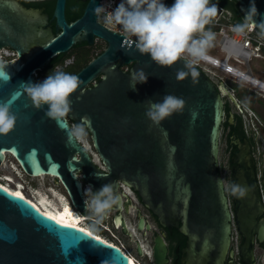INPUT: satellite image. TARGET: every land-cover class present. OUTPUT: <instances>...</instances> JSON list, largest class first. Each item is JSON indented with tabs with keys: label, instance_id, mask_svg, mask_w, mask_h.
Returning a JSON list of instances; mask_svg holds the SVG:
<instances>
[{
	"label": "water",
	"instance_id": "water-1",
	"mask_svg": "<svg viewBox=\"0 0 264 264\" xmlns=\"http://www.w3.org/2000/svg\"><path fill=\"white\" fill-rule=\"evenodd\" d=\"M65 1L57 0L53 33L45 30L50 24L36 11L15 0H0V50L16 53L15 58L0 62L4 66L0 102L11 101L18 116L14 130L0 135V165L9 155L29 177L59 180L71 206L80 213L86 212L83 182L94 190L113 184L120 200L111 210L122 207L118 191L123 185L137 193L162 224L169 214L171 220L182 219L181 231L189 237L193 254L206 259L214 252V264H224L228 252L231 258L238 252L243 264H256L255 244L264 246V172H257L249 143L238 140L233 142L237 152L230 157V182L225 183L219 162L224 103L218 86L195 65L196 83L190 74L178 81L176 72L183 68V59L162 67L139 53L135 41L99 22L94 9L101 0H89L82 17L71 23L65 17ZM233 1L243 17L255 4L258 14L247 22L264 33L260 27L264 0ZM96 38L106 47L75 74L83 83L70 98L71 111L60 120L47 117V106L36 109L25 87L37 83L38 73L52 59L77 44L93 45ZM139 70L148 80L133 90L136 81L131 77ZM166 94L182 97L185 108L156 125L145 115L146 101H161ZM71 124L85 126L88 146L74 135ZM51 164L57 167L49 169ZM232 183L249 188L243 199L229 191L235 230L243 238L237 251L227 195ZM0 186L15 192L8 180L0 178ZM28 201L0 191V264H127L107 246L112 244L61 229ZM120 224L129 234L125 221ZM143 228L141 219L138 229ZM138 252L143 255L141 245Z\"/></svg>",
	"mask_w": 264,
	"mask_h": 264
},
{
	"label": "clouds",
	"instance_id": "clouds-1",
	"mask_svg": "<svg viewBox=\"0 0 264 264\" xmlns=\"http://www.w3.org/2000/svg\"><path fill=\"white\" fill-rule=\"evenodd\" d=\"M94 14L97 17L103 14V24L107 28L121 26L127 36L135 38L136 50L142 55L150 56L157 65L171 67L183 59V68L176 72L178 81H183L190 74L193 83H196L199 72L194 65L198 61L210 59L208 51L214 46L216 35L206 28L218 14V5L212 3V0H174L170 6L164 0H121L112 11H108L104 5L97 6ZM257 14L253 3L250 13L244 17L246 23L237 25L234 30L244 33L246 28L252 27L247 21H253ZM260 27L264 30V23ZM3 72L4 66L0 65V73ZM131 78L136 81L131 85L133 90L137 84L148 80L143 70L133 73ZM82 83L74 74L53 69L42 82L27 84L24 91L36 109H45L47 106L45 115L53 120H60L71 111L73 102L70 98ZM146 103V117L159 125L174 114H182L186 101L182 97L166 94L161 101L149 99ZM17 121L18 116L12 110L11 101L0 102V135L11 133ZM74 135L82 138L85 135L84 127L76 126ZM229 191L232 196L243 199L249 188L232 183ZM84 196L86 210L92 213V217L77 210L76 213L79 217L87 218V223H102L113 205L120 200L111 183L102 185L99 190L88 185Z\"/></svg>",
	"mask_w": 264,
	"mask_h": 264
},
{
	"label": "flooded vegetation",
	"instance_id": "flooded-vegetation-1",
	"mask_svg": "<svg viewBox=\"0 0 264 264\" xmlns=\"http://www.w3.org/2000/svg\"><path fill=\"white\" fill-rule=\"evenodd\" d=\"M28 10L36 11L42 18L48 21L49 27L45 28L46 31H52L55 33V20L54 12L57 4V0H15ZM86 1V3H85ZM89 0H66L65 1V17L69 22V17L80 11L82 14L76 18L82 17L85 7ZM99 20V18H98ZM71 23V22H69ZM103 45L106 47V43L103 41ZM95 43L96 39H95ZM94 43V44H95ZM87 46V43H81ZM104 47V48H105ZM73 59L68 60V64L73 63ZM262 63L264 59H260ZM251 73L257 75V77L264 78V63H260L254 70L251 67ZM218 86V90L221 94L224 103V120L222 124V130L224 127L227 129V134L230 137L231 146L228 147L230 157L237 152L235 141H247L251 148L253 157L256 162L257 172L261 175L264 172V94L258 93V89L244 83H236L230 81L226 77H221L218 82H215ZM254 84V83H253ZM259 86V84H257ZM263 86V85H262ZM264 89V86H263ZM241 133L243 136H241ZM241 136V137H240ZM84 139H89V134L85 130ZM89 151H93L89 148ZM231 171L233 165L230 163ZM98 164V163H97ZM231 175V173H230ZM230 180V179H229ZM230 181L225 183L229 184ZM53 186L60 188L65 192L61 182L55 178L52 181ZM86 185L83 182V186ZM122 196L121 209H114L109 212L104 221H109L112 228L119 231L121 238L126 241V246L119 247L121 250L131 259L134 263L138 264H214L216 261V254L211 252L206 259L202 258L198 252H193L190 249L189 237L182 231V219L171 220V215H168L166 224H162L159 218L154 212L148 209L141 201L139 195L133 192L131 189H123L121 186L118 191ZM227 195L229 199L230 210L233 215V233L234 226V213L233 202L227 189ZM86 215L91 214L86 210ZM84 214V213H83ZM119 216V224H117L116 218ZM91 217V216H89ZM144 220V228L138 229L140 220ZM122 221H125L129 228V234L125 233L122 225ZM89 223V221H88ZM160 239L161 243L157 240ZM234 241V240H233ZM108 242V241H107ZM243 238L238 234V247L242 244ZM138 245H141L143 255H139ZM233 243V248H234ZM258 251L263 254L262 264H264V246L255 244L256 264H258ZM158 255V258L156 257ZM243 264L242 259L238 252L234 257H230L228 252L224 264Z\"/></svg>",
	"mask_w": 264,
	"mask_h": 264
},
{
	"label": "built area",
	"instance_id": "built-area-1",
	"mask_svg": "<svg viewBox=\"0 0 264 264\" xmlns=\"http://www.w3.org/2000/svg\"><path fill=\"white\" fill-rule=\"evenodd\" d=\"M172 1L164 0V3L170 6ZM120 2L121 0H101L100 5H104L108 11H112ZM98 18L99 22L104 25L103 14ZM245 23L246 21H244ZM236 26L232 21L231 12L218 5L217 16L206 28V30L210 29L216 35L214 46L211 48L213 54L208 52L210 59L208 61H198L195 66L214 82H218L224 76L236 83H247L258 89V93L264 94V81L250 71L254 60L264 59V33L252 25L251 28H246L244 33L240 34L234 30ZM108 29L135 41L134 37H129L124 33L121 26H113ZM98 41L101 40L96 38V42ZM15 57L16 53L11 49L0 50V62ZM188 59H191V57H188ZM66 64H68V61L65 62ZM71 125L74 131L73 124ZM87 186L88 184L83 186V191ZM121 186L125 189L123 185ZM65 196L67 197L66 193Z\"/></svg>",
	"mask_w": 264,
	"mask_h": 264
},
{
	"label": "rangeland",
	"instance_id": "rangeland-1",
	"mask_svg": "<svg viewBox=\"0 0 264 264\" xmlns=\"http://www.w3.org/2000/svg\"><path fill=\"white\" fill-rule=\"evenodd\" d=\"M95 50H97V49H95ZM208 52L213 54V52H211V49H209ZM259 63L261 65L264 62L262 63L259 60H254L251 64L252 68L255 70L256 66ZM44 79L45 78L43 76H41L39 78V82H42ZM73 127L75 128L76 126L73 124ZM223 135L224 134H223V130H222V137H221V141H220L219 162H220L222 176L228 182L230 179V173H231V168L229 166L230 155H229V152L227 151V145H226V142L223 138ZM82 138L84 139V136ZM85 142H86V140H85ZM11 175H12V177L10 179ZM8 177L11 181V184L13 183L12 184L13 187L19 188V186L21 185L24 188V192L26 193V195L32 196L33 191H38V190H40V191L42 190L41 192H43V193H48V191H50L52 188L65 195L64 191H62L60 188H56L55 186H53V184H52L53 178L48 177V176L40 177V178L29 177L27 174H25L22 171V169L20 168L17 161L9 155L6 157L5 162L2 165H0V178L5 180L6 178L8 179ZM21 182H22V184H21ZM89 216L92 217V213L89 214ZM93 223L95 225L88 223V227H90V229H92V231H94L95 233L104 237L105 239H107L108 241L113 243L114 245H118L119 247H124V248L128 249L126 246V241H124L121 238L119 231L112 228L110 220L109 221L103 220L102 223H100V224H96L95 221ZM106 228L109 229L110 231H108ZM233 237H234L233 243L235 246V250L237 251L238 250V233L236 231H234ZM262 259H263V254L260 251H258V264H262Z\"/></svg>",
	"mask_w": 264,
	"mask_h": 264
},
{
	"label": "trees",
	"instance_id": "trees-1",
	"mask_svg": "<svg viewBox=\"0 0 264 264\" xmlns=\"http://www.w3.org/2000/svg\"><path fill=\"white\" fill-rule=\"evenodd\" d=\"M173 3H174V0L172 1V4ZM212 3L218 4L222 6L223 8L229 10L232 14V21L236 25L244 24L245 19L243 15L241 14V12L239 11L238 5L235 1L233 0H217V1L212 0ZM82 9L83 7H81L78 13L71 15V17H69V22L75 21L76 18H78L82 14ZM104 47L105 45H103L102 42H97L91 46H87L85 44H77L68 53L61 54L57 58L52 59L50 64L47 66V68L44 71L38 73L37 83L39 82V78L41 76L46 78L53 69L61 70V71L71 73L74 75L77 74L93 58L101 54L102 51L105 49ZM69 59H73L74 60L73 63L65 65V62L68 61ZM129 67H126V69H129ZM75 126H82L86 130L85 126L82 124H78ZM223 134H224L223 138L226 142V145L231 146L229 142L230 137L227 134V129L225 127L223 129ZM241 136H243L242 133H241ZM227 150H228V147H227ZM220 172H221V167H220ZM84 215H86V213H84ZM93 222L94 221H90L89 223L92 225H95ZM115 246L119 247L118 245H115Z\"/></svg>",
	"mask_w": 264,
	"mask_h": 264
},
{
	"label": "bare ground",
	"instance_id": "bare-ground-1",
	"mask_svg": "<svg viewBox=\"0 0 264 264\" xmlns=\"http://www.w3.org/2000/svg\"><path fill=\"white\" fill-rule=\"evenodd\" d=\"M79 138L86 146H88V144L85 142V140L83 138H81V137H79ZM11 177H12V175L10 176V179H11ZM10 179L8 177V179L6 178L5 180L10 181ZM10 183H11V181H10ZM21 184H22V182H21ZM14 190H15V192H20L24 198H26L27 200L32 202L43 213L51 214L52 216H56L58 218L63 216L64 222H66L68 224L74 223L76 228H79V229L82 228L86 232H91L92 235H94L96 237H100V239H102L103 241H105V242L108 241L104 237H102L99 234L92 231V229H90V227H88V224L86 222H84V218L79 217L78 214L76 213V209L71 207V204H70L69 200L67 199V197L64 194L58 192L57 190L52 188L50 191H48V193H43V192H41L42 190L41 191L40 190L33 191L32 196L26 195V193L24 192V188L21 185L19 186V188L15 187ZM66 207L71 211V213H72L71 217L64 215V210ZM75 217H79L80 219L76 220ZM107 243L111 244L110 241H108ZM132 262H133V264H138L136 262L134 263V261H132Z\"/></svg>",
	"mask_w": 264,
	"mask_h": 264
},
{
	"label": "snow or ice",
	"instance_id": "snow-or-ice-1",
	"mask_svg": "<svg viewBox=\"0 0 264 264\" xmlns=\"http://www.w3.org/2000/svg\"><path fill=\"white\" fill-rule=\"evenodd\" d=\"M229 71H231V69H229ZM56 167H57V166H56L55 164H51V165H49V169L56 168ZM57 174H58V173H57ZM0 191H3L5 194L11 195V196H13V197H16V198H18V199H20V200H22V201H23V199H24L23 196H22V194H21L20 192H9V190L6 189V188H3V186H0ZM26 203H27L28 205H31V202H30V201H28V202H26ZM31 207H32L33 209L35 208L34 205H31ZM36 211H37V214H39V213H38V210H36ZM41 215H44V214H41ZM46 215H47V218H48L49 220L54 221L57 225L60 226L61 229L71 228L72 230L78 231L79 233H83L85 237L91 238V239H93V240H95V241H97V242H99V243H104V244H106V242L102 241V240L100 239V237H93V235H92L91 232H86V231H85L84 229H82V228H81V229H76L74 223H73V224H68V223L64 222L63 216L58 218V217H56V216H52L51 214H46ZM64 215L69 216V217L72 216L71 211H70L67 207H66L65 210H64ZM75 219H76V220H79L80 218H79V217H75ZM107 246L110 247V248H113V250H115V252L119 253V254L124 258V260L127 261V264H133V262L131 261V259H129L128 257H124V256L119 252V250L115 248L114 245H107Z\"/></svg>",
	"mask_w": 264,
	"mask_h": 264
},
{
	"label": "crops",
	"instance_id": "crops-1",
	"mask_svg": "<svg viewBox=\"0 0 264 264\" xmlns=\"http://www.w3.org/2000/svg\"><path fill=\"white\" fill-rule=\"evenodd\" d=\"M260 78V77H259ZM260 79H262L263 81H264V78H260Z\"/></svg>",
	"mask_w": 264,
	"mask_h": 264
}]
</instances>
